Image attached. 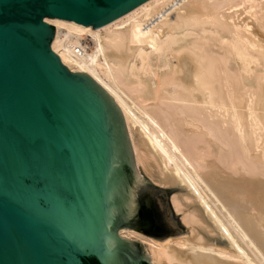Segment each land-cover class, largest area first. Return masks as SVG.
I'll list each match as a JSON object with an SVG mask.
<instances>
[{
    "label": "bare ground",
    "instance_id": "obj_1",
    "mask_svg": "<svg viewBox=\"0 0 264 264\" xmlns=\"http://www.w3.org/2000/svg\"><path fill=\"white\" fill-rule=\"evenodd\" d=\"M45 20L59 58L122 108L137 163L181 185L183 234H117L163 264H264V0H144L101 25Z\"/></svg>",
    "mask_w": 264,
    "mask_h": 264
},
{
    "label": "water",
    "instance_id": "obj_2",
    "mask_svg": "<svg viewBox=\"0 0 264 264\" xmlns=\"http://www.w3.org/2000/svg\"><path fill=\"white\" fill-rule=\"evenodd\" d=\"M144 0H0V264H163L136 228L186 230L139 172L122 108L51 47L59 16L101 25Z\"/></svg>",
    "mask_w": 264,
    "mask_h": 264
},
{
    "label": "rangeland",
    "instance_id": "obj_3",
    "mask_svg": "<svg viewBox=\"0 0 264 264\" xmlns=\"http://www.w3.org/2000/svg\"><path fill=\"white\" fill-rule=\"evenodd\" d=\"M124 119H125V117H124ZM125 123H126V125H127V122H126V119H125ZM127 128H128V126H127ZM129 131V130H128ZM129 135H130V132H129ZM130 139H131V135H130ZM132 142V141H131ZM132 147H133V144H132ZM133 152H134V157H135V161H136V164H137V167H138V169H139V172L141 173V175L147 180V181H149V182H151V183H154V184H157V185H160V186H163V187H166V186H164V185H161V184H159L158 182H156L153 178H151L150 177V175H149V173L147 172V170L145 169V167L144 166H142V163H140L139 164V162L137 163V156H136V153H135V151H134V148H133ZM144 167V168H143ZM146 170V171H145ZM252 175H254V174H252ZM256 176H257V174H256ZM259 176V175H258ZM173 193H174V191H173ZM172 196V195H171ZM170 199H171V197H170ZM178 215H179V217H180V220H181V222H182V215L181 214H179L178 213ZM183 223V222H182ZM184 224V223H183ZM184 226H185V224H184ZM185 228H186V226H185ZM120 229V228H119ZM119 229L117 230V233H119L118 231H119ZM136 230V229H135ZM138 231V230H137ZM140 232V231H139ZM142 233V232H141ZM142 234H144V235H147V234H145V233H142ZM183 234V233H182ZM147 236H150V235H147ZM150 237H153V236H150ZM156 238V237H155ZM144 246H145V244H144ZM145 248H146V251H148L147 250V247L145 246ZM152 260V259H151ZM152 262H154V261H152Z\"/></svg>",
    "mask_w": 264,
    "mask_h": 264
}]
</instances>
